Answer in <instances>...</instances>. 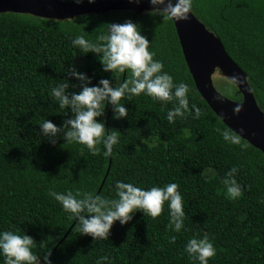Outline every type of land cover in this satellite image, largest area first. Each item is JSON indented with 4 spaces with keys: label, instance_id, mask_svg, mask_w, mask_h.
Masks as SVG:
<instances>
[{
    "label": "trees",
    "instance_id": "1",
    "mask_svg": "<svg viewBox=\"0 0 264 264\" xmlns=\"http://www.w3.org/2000/svg\"><path fill=\"white\" fill-rule=\"evenodd\" d=\"M191 10L247 74L264 112V0H192ZM152 12L134 19L133 11L114 10L70 20L0 13V232L30 236L35 264H47L52 254L49 264H199L185 251L193 236H208L213 243L216 255L209 264H264V153L242 137L246 148L230 145L215 131L229 127L197 89L174 21ZM129 21L149 40L154 59L163 61L174 83L189 85V103L204 115L193 119L189 107L170 123L167 110L178 106L177 100L154 102L126 92L120 101L126 116L115 118L114 105L106 102L96 117L104 123V138L119 134L112 155H103V140L93 155L66 137L72 130L67 122L76 113L71 105L61 108L51 90L67 84L64 94L71 99L84 86H100L102 79L113 88L129 79L128 70H105L102 51L85 52L72 43L83 35L101 46L106 41L100 37L112 24ZM225 91L243 101L236 85ZM43 120L57 126L54 136L43 134ZM232 167L242 188L238 199L229 198L224 183ZM118 180L145 188L178 183L185 213L180 231L172 227L165 202L159 217L137 210L124 224L114 221L106 237L83 233L80 221L66 236L79 216L49 193L99 197L109 202L104 210L118 200ZM90 215L95 213L86 209L82 216Z\"/></svg>",
    "mask_w": 264,
    "mask_h": 264
},
{
    "label": "clouds",
    "instance_id": "2",
    "mask_svg": "<svg viewBox=\"0 0 264 264\" xmlns=\"http://www.w3.org/2000/svg\"><path fill=\"white\" fill-rule=\"evenodd\" d=\"M91 2V0H89ZM155 6L152 14L159 12L165 20H187L188 13L192 7V0H150ZM81 3V0H75ZM105 44L97 46L88 42L83 35L76 36L72 43L80 46L85 52L102 51L105 70H114L123 73L129 72V79L120 83L119 87L113 88L107 79L100 81V86H84L79 94H73L71 99L64 94L67 84H60L51 90V94L58 98L60 107L71 105L76 117L67 123L72 126V130L66 133L70 141L84 145L95 155L99 150L98 145L103 140V155L109 157L113 153V145L117 144L120 137L115 131L105 136V126L103 122L96 119L103 114L106 102L114 105V117L120 118L127 115V109L120 102L125 93L132 96H145L154 102L166 103L173 99L178 101V106L167 110V120L171 123L177 117H184L191 107L192 118L199 119L204 115L203 109L195 103L190 105V87L185 82L174 83L173 76L167 71H163L164 63L154 59L155 53L149 50V40L140 34L136 24L126 22L123 24H112L109 34L101 36ZM219 72V71H218ZM221 74V73H220ZM73 75L84 80L82 73L74 72ZM238 77L233 76L227 83V91L238 83ZM239 113L240 106L233 110ZM45 136H54L58 128L49 120L40 122ZM219 136L230 145H239L243 150L246 145L241 143V135L229 128H217L215 130ZM243 129L240 130V133ZM237 172L236 167H232L228 173V178L224 179L227 194L230 199H238L242 194L241 185L233 178V173ZM118 200L112 201L110 207L104 208L109 202L88 196L87 199H77L72 192L61 194L50 192L55 199L60 202L65 211L79 216V230L85 234L95 237H106L113 222L119 220L121 224L132 218V213L137 210L152 217H159L164 210L165 202L170 210V220L175 231L179 232L183 223L182 218L184 199L179 191V185L169 182L163 186L153 184L151 187H139L132 182L117 181ZM87 206L89 213H95L88 217L79 215L81 209ZM175 236L169 237L170 243H174ZM33 239L28 235H20L11 231L0 232V256L3 257L4 264H35L36 255L32 252ZM185 251L194 256L199 264H209V258L216 255V249L208 236L197 238L193 236L185 245Z\"/></svg>",
    "mask_w": 264,
    "mask_h": 264
},
{
    "label": "water",
    "instance_id": "3",
    "mask_svg": "<svg viewBox=\"0 0 264 264\" xmlns=\"http://www.w3.org/2000/svg\"><path fill=\"white\" fill-rule=\"evenodd\" d=\"M154 7L150 0H91V2L81 0L78 4L75 1L63 0H0V13H24L58 20H70L81 15L114 10L133 11L136 19L138 15L153 11ZM187 15V20L173 21L197 89L211 109L232 131L264 153V112L248 82L247 74L227 53L220 38L210 31L191 9ZM217 71L227 79L238 77L239 82L236 86L243 96L242 102L232 100L217 90L213 79ZM237 106H240L239 113L233 111ZM78 221L79 217L66 236ZM52 256L53 254L47 264L50 263Z\"/></svg>",
    "mask_w": 264,
    "mask_h": 264
},
{
    "label": "rangeland",
    "instance_id": "4",
    "mask_svg": "<svg viewBox=\"0 0 264 264\" xmlns=\"http://www.w3.org/2000/svg\"><path fill=\"white\" fill-rule=\"evenodd\" d=\"M213 79H214V84H215V87L217 88V90L220 93H222L224 96H226L227 93L225 90H227V89H226L225 85L227 84L228 79L225 78L224 76H222L220 74V72H218V71L214 74Z\"/></svg>",
    "mask_w": 264,
    "mask_h": 264
}]
</instances>
